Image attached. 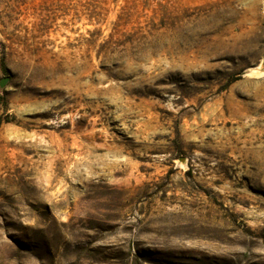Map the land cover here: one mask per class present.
Returning <instances> with one entry per match:
<instances>
[{"label":"rangeland","instance_id":"rangeland-1","mask_svg":"<svg viewBox=\"0 0 264 264\" xmlns=\"http://www.w3.org/2000/svg\"><path fill=\"white\" fill-rule=\"evenodd\" d=\"M45 241L264 264V0H0V264Z\"/></svg>","mask_w":264,"mask_h":264},{"label":"trees","instance_id":"trees-1","mask_svg":"<svg viewBox=\"0 0 264 264\" xmlns=\"http://www.w3.org/2000/svg\"><path fill=\"white\" fill-rule=\"evenodd\" d=\"M2 72L3 73H7L8 70L5 67V63H4V59H2ZM25 252H31V249H24ZM57 250L53 247H51L50 243H48L47 241H45L44 244V249H43V256L46 259V263L47 264H57L55 258L57 256ZM129 256L130 252L127 251V253L124 254V252L120 253L119 255H117L116 257H110V255L108 254H102L99 257H95V256H91V255H86V258H83L84 261H95L96 264H128V260H129ZM81 255L80 253H75L73 258H74V262L71 264H81ZM43 258V257H42ZM41 258V259H42ZM69 257H61L60 260H68ZM40 260V259H39ZM43 260V259H42ZM43 264V261H41Z\"/></svg>","mask_w":264,"mask_h":264},{"label":"water","instance_id":"water-1","mask_svg":"<svg viewBox=\"0 0 264 264\" xmlns=\"http://www.w3.org/2000/svg\"><path fill=\"white\" fill-rule=\"evenodd\" d=\"M4 84V81L2 82V85Z\"/></svg>","mask_w":264,"mask_h":264}]
</instances>
